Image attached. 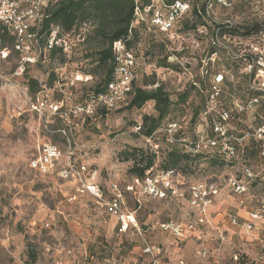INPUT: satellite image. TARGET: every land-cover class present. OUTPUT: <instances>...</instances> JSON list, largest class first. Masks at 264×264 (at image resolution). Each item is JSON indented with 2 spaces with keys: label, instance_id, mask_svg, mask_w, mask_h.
I'll list each match as a JSON object with an SVG mask.
<instances>
[{
  "label": "rangeland",
  "instance_id": "1",
  "mask_svg": "<svg viewBox=\"0 0 264 264\" xmlns=\"http://www.w3.org/2000/svg\"><path fill=\"white\" fill-rule=\"evenodd\" d=\"M51 2L55 0H48L47 4ZM241 2L237 0L236 6L224 7L213 0L210 28L190 29L197 21L190 13L169 36L147 28L141 30V39L133 45L136 85L145 88L154 80L164 85L174 102L164 123L178 121L190 135L193 132L192 117L205 98L199 89H191L190 84L191 80L200 79L201 61L211 55L212 42L218 36H213L212 29L226 21L235 26L264 21V15L250 12ZM187 23L189 28L185 27ZM64 36L74 46L66 63L61 55L53 60L41 58L36 39L26 42L35 63L26 66L21 76L14 75L22 57L15 49L16 42L9 39L5 45L2 41L0 44V49L8 52L7 59L0 58V264H33V252L38 257L35 264H114V261L143 264L147 262L142 256L145 242L168 248L164 264H178L175 259L179 258L187 264H233L235 255L249 264H264V231L245 234L226 219L233 214L243 224L251 210L259 209L264 199V171L258 156L252 155L249 163L259 177L251 183L243 205L226 184L230 174H241L239 164L232 167L203 162L190 175L174 170L180 175L176 184L183 177L188 185L215 183L220 190L209 226L197 237L177 242L157 224L192 218L189 195L184 198L171 194L165 198L136 195L140 187L129 173L133 161H127L124 154L133 149H151L157 152L153 173L162 171L166 145L162 140L150 142L140 134L143 117L157 115L154 103L128 111L125 101L105 113L102 109L93 114L81 112L79 108L86 104L88 94L101 77V70L96 69V43L90 39L85 45L82 37ZM168 57L176 70L159 66ZM212 64L217 70V63ZM28 77L38 80L43 87H49L53 81L49 90L38 95L48 96L68 116L50 111L40 116L33 111L29 103L36 97L29 89ZM234 77L235 80L229 79L235 81L234 87L241 97L243 78ZM187 92L188 102L177 103L179 96ZM46 144L56 145L62 152L48 174L31 167L32 160L39 158ZM65 169L72 170L75 176L62 177ZM87 184L99 186L102 200L85 190ZM129 187L133 191H128ZM117 193L125 197L123 212L134 213L141 233L134 227L121 232L120 219L107 210L106 203ZM202 249L210 252V259L198 255ZM105 256L112 262H106Z\"/></svg>",
  "mask_w": 264,
  "mask_h": 264
},
{
  "label": "trees",
  "instance_id": "2",
  "mask_svg": "<svg viewBox=\"0 0 264 264\" xmlns=\"http://www.w3.org/2000/svg\"><path fill=\"white\" fill-rule=\"evenodd\" d=\"M232 6H236L237 0H228ZM243 6H247L248 10L254 14H261L260 5L258 0H240ZM153 0H55L41 9L40 20L33 22L30 27V32L35 35L36 41L39 44L40 56L46 59L53 60L57 55L62 56V62L66 63L67 59L72 55H67L63 52V49L55 46L48 52L44 53L48 39L54 28H59L61 35H77L82 37V43L88 44L91 39L95 41V58L96 69L101 70V77L99 82L92 88V92L88 94L86 104L94 96L106 94L108 92L109 85L113 81V76L116 70V52L115 45L117 43H123L126 50L131 52L136 60V53L133 50V45L138 43L141 39L142 29H151L159 32L161 35L169 36L176 29L177 23L188 14H192L196 18V23L190 28L197 30L200 27L210 28L207 15L208 0H197L193 2L191 0H163L164 13L175 5L177 2H186L191 5V10L184 15L175 24L169 32H162L158 27L152 26L151 15L146 16V21H137L136 8H144L151 5ZM216 4V1H215ZM162 8V6H161ZM189 24L187 23L185 27ZM89 27L87 30L86 27ZM189 28V27H187ZM91 30V31H90ZM86 37V33L89 32ZM213 36L218 35L220 38L226 39L230 44H256L261 40H264V21L255 22L249 25H217L212 29ZM217 36V37H218ZM0 39L4 43L7 40L15 42V37L10 34L6 29L0 30ZM216 41V40H215ZM212 42L211 46V58L216 54L217 67H221L223 70H219L213 67L212 62L200 71L199 80H191L190 88L199 89L204 94V104L195 110L192 117L194 123V130L189 134L186 128L178 121H170L164 123L165 120L171 114L174 102L171 99L170 94L166 91L163 84H160L154 80L151 84H147L146 87H139L136 85L137 77L133 83L132 91L130 92L126 102V110H141L147 103L153 102L155 105V111L157 115H146L143 117L142 126L140 127V134L146 139L158 142L159 140L165 141V136L161 133V130L165 129L172 123H178L180 125V131L178 137H189L196 139V134L200 130H204L209 137H214L213 124L220 112H228L231 117V124L233 126V132L237 138L241 139V142L237 145L238 160L236 164L240 166H250L252 155H256L259 158V143L253 137H246L247 132H252L253 128H257L264 124V93L252 90L249 85L250 77L245 74L244 62L242 59H235L225 49H222L216 45V42ZM264 47V44H263ZM73 53V52H72ZM202 63V61H201ZM164 69H177V66L169 62V57L165 58L159 64ZM26 70V69H25ZM137 74V73H136ZM222 74L223 81L220 83L221 92L215 101V108L210 110L209 99L212 92V85L215 78ZM241 75L244 82V92L241 97L237 94L234 87V76ZM95 76H98L95 74ZM53 79L55 74L52 73ZM233 77L234 80L229 78ZM28 86L31 93L36 97L34 101L40 98L38 95L41 91H47L53 85L51 81L50 86H42L38 80L28 77ZM43 87V88H42ZM147 87H151L148 89ZM190 97V93H184L179 96V104H186ZM253 99H258L259 103L255 105L256 114L251 112H239L237 110V103L247 104ZM108 111L110 109L98 108ZM97 109V110H98ZM206 119L204 122L203 119ZM165 144V142H164ZM166 145L165 159L161 163V170H176L181 171L184 175L193 174L199 165L203 162H209L210 164L217 166H234L236 164L228 163L221 155H210L207 152H201L194 155L187 154L183 148L179 145L169 146ZM150 151H144L141 149H133L130 152H125L126 160L133 161V167L129 173L136 179L143 180L147 173L154 169L156 165V153ZM35 170V169H33ZM37 170V169H36ZM40 172L39 170H37ZM41 173V172H40ZM173 220L164 221L171 222ZM32 263L35 264L38 260L37 254L32 253ZM238 262L233 264H249V261H244L241 258ZM104 260L108 263L109 256H105ZM115 262V261H114ZM116 263V262H115Z\"/></svg>",
  "mask_w": 264,
  "mask_h": 264
},
{
  "label": "built area",
  "instance_id": "3",
  "mask_svg": "<svg viewBox=\"0 0 264 264\" xmlns=\"http://www.w3.org/2000/svg\"><path fill=\"white\" fill-rule=\"evenodd\" d=\"M48 0H0V30L6 29L15 37V49L21 53V61L14 75H23L26 66L35 63L34 57L31 55L30 49L25 47L26 42L35 40L36 37L30 32V27L33 22L39 21L40 12L46 6ZM224 7L232 6L228 0H214ZM260 10L264 13V0H258ZM160 6V7H159ZM162 6V8H161ZM213 6V0H208L207 15L210 16V9ZM163 0H153L152 4L144 8L137 6L136 16L137 21H146V16L151 15V25L158 27L162 32H169L174 28L175 24L184 15L191 10V5L186 2H177L164 13ZM218 25L233 24L230 21L220 23ZM216 45L225 49L235 59H242L244 62L245 74L250 77L249 85L252 90H257L264 93V40L256 44H230L226 39L217 37ZM1 44V39H0ZM58 46L63 49L67 55H71L74 49L64 35H61L59 28H54L48 43L44 50L48 52L53 47ZM116 52V70L113 76V81L109 85L108 92L92 97L85 105L79 108L81 112L93 114L98 108L113 109L124 103L132 91L133 83L137 77L136 60L134 55L127 51L123 43L115 45ZM216 54L209 59L202 60V69L209 62L214 63ZM0 58L7 59L8 52L6 49H0ZM46 59V56H44ZM223 75H218L213 83L212 92L209 99L210 110L215 108V101L218 98L221 89L220 83L223 81ZM259 103L258 99H253L247 104L237 103L239 112H251L256 114L255 105ZM30 106L33 111L40 116L46 112L68 116L63 113L61 106L55 101H52L48 96L40 97L36 101H30ZM206 122V119H203ZM231 117L228 112H220L213 124L214 137H209L204 130L197 132L196 139L189 137H178L180 125L172 123L161 133L165 136V144L169 146L179 145L187 154H197L207 152L210 155H221L226 162L236 164L238 158L237 145L241 139L237 138L233 132V126L230 122ZM246 137H253L259 143V159L262 161V169L264 171V124L253 128L252 132H247ZM148 141H152L148 139ZM155 144V148L158 149ZM62 152L56 145L46 144L41 148V153L38 159L32 160L31 167L42 173H51L55 166V162L61 157ZM237 165V164H236ZM234 165L233 167H235ZM154 169L149 171L143 180L136 179V185L140 187L138 194L149 197L165 198L168 194L184 198L185 194L189 195L190 208L193 212V217L188 221L183 222H165L158 223L160 230L170 233L174 240L183 243L188 238L197 237L203 228L209 226L210 220L214 213V203L220 195V190L215 183L209 184H193L188 185L183 182V177H180V182L175 183L178 174L174 170L161 171L157 174L153 173ZM62 177L68 178L70 175L75 176L72 170H62ZM257 175L250 166H242L240 175L230 174L226 179V184L232 190V193L239 197L241 204H244V197L250 194V185L258 179ZM85 190L91 195L102 200V193L98 185L87 184ZM128 191H133L132 187ZM125 205V197L121 193L114 196L106 203L107 210L114 216L120 219V231L125 232L129 227L136 228L140 233V228L134 213L126 214L123 212ZM226 219L229 223L242 230L245 234L264 231V199L260 201V207L256 210H251L248 213V218L241 224L239 218L233 214H228ZM49 224H47V227ZM220 240H225L223 233L220 234ZM264 249V241L262 243ZM143 256L146 258V264H164L163 260L167 257L168 248L161 245L150 244L145 242L142 247ZM198 255L203 259H210V252L207 249H202ZM235 262L240 259L237 255L234 257ZM178 264H187L184 259H175ZM115 264V262H113Z\"/></svg>",
  "mask_w": 264,
  "mask_h": 264
},
{
  "label": "crops",
  "instance_id": "4",
  "mask_svg": "<svg viewBox=\"0 0 264 264\" xmlns=\"http://www.w3.org/2000/svg\"><path fill=\"white\" fill-rule=\"evenodd\" d=\"M185 242V241H184ZM142 256H143V253H142ZM144 257V256H143ZM143 264H146L145 262Z\"/></svg>",
  "mask_w": 264,
  "mask_h": 264
}]
</instances>
